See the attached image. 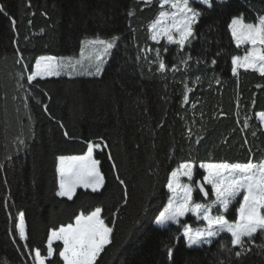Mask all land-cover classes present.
<instances>
[{
    "label": "trees",
    "instance_id": "1",
    "mask_svg": "<svg viewBox=\"0 0 264 264\" xmlns=\"http://www.w3.org/2000/svg\"><path fill=\"white\" fill-rule=\"evenodd\" d=\"M0 5L16 18L18 32L13 35L8 16L0 13V264H25L9 234L14 226L3 209L5 197L13 219L24 213L28 242L41 246L45 253L50 228L71 222L81 210L102 206V216L114 229L113 243L97 264H169V246L174 247L175 264H220L221 260L237 264L234 256L230 260L220 249L221 242L231 247L229 234L222 233L211 245L188 249L182 237L177 243L178 225L162 229L154 220L167 203V173L181 159L189 155L230 162H246L249 156L264 159V130L256 116L264 112V77L243 69L237 77L232 76L231 55L242 54L244 47L236 48L227 28L233 16L242 14L246 22H253L258 14H264V0H226L214 10H203L197 38L189 50L193 70L177 73L175 78L171 73L162 76L143 54L136 60L137 46L162 47L165 43L156 46L148 39L147 24L159 10L157 0L151 6L137 0H0ZM129 9L135 11L132 17L127 15ZM117 33L123 36L120 47L100 76L38 79L27 109L22 99H12L24 93L16 90V73L22 68L15 64L11 39L19 41L31 65L39 56H77L81 39ZM169 48L164 56L172 61L175 46ZM197 56L203 61L198 66ZM213 58L217 60L214 66ZM184 76H200L201 81L189 93V103L181 107ZM37 98L43 103L38 105ZM43 104L48 105L47 112ZM246 116L250 127L242 131ZM193 120L194 133L203 126L199 143L195 135L191 141L184 138ZM17 137L27 141V148L19 152ZM100 137L107 147L94 152V157L101 162L104 187L95 193L78 188L72 200L57 196L56 158L83 155L87 142H99ZM169 154L174 157L171 161ZM113 162L125 181L126 204L125 186L116 180ZM202 173L197 169L194 178L202 179ZM147 194L151 199H146ZM199 199L202 202V197ZM145 203L151 205L146 213ZM137 217L142 222L128 238ZM183 219L191 226L200 225L189 215ZM255 242L259 245L264 239L257 234ZM53 264H62L58 253ZM243 264H264V250L253 247Z\"/></svg>",
    "mask_w": 264,
    "mask_h": 264
},
{
    "label": "snow or ice",
    "instance_id": "2",
    "mask_svg": "<svg viewBox=\"0 0 264 264\" xmlns=\"http://www.w3.org/2000/svg\"><path fill=\"white\" fill-rule=\"evenodd\" d=\"M225 2L226 0H157L159 10L155 18L147 24L148 39L156 46L161 45V41L165 43L162 47L137 46L139 54L136 60L139 61L140 54H143V59L150 66L155 65L156 71L162 76L171 73L175 78L177 73L192 71L190 61L193 57L189 54V50L197 38V25L203 17V10H214L218 4ZM137 3L151 6L154 0H137ZM0 13L8 16L11 32L14 36L17 35L16 18L9 16L3 5H0ZM134 14V9H129L127 12L129 17ZM227 28L237 49L247 46L242 55H231L232 76L237 77L243 69L257 72L264 77V14H258L253 22H246L242 14L233 16ZM122 39L123 36L119 33L107 38H101L99 35L86 37L79 41V58L76 56H40L35 58L31 65L26 62L19 48V41L15 38L11 39V44L14 46L15 64L22 68V71L16 73V90L24 93L22 97L14 95L12 99H22L27 109L29 99L35 97L32 89L35 87L34 82L38 79L43 80L47 77L61 74L72 75L73 73L100 76L106 63L114 55V50L119 49ZM172 45L175 46V54L173 60L168 61L164 53H168L169 46ZM153 53L154 56L151 55ZM195 62L198 66L203 61L200 56H197ZM211 64L216 65L217 60L213 58ZM200 81V76L194 79L183 77L181 107L189 103V93ZM215 82L219 84L220 79L215 77ZM257 87L261 86L257 85ZM36 103L39 105L43 102L37 98ZM194 108L195 105H193ZM43 109L47 112L48 105L43 104ZM237 115H239L238 112ZM256 116L259 119L260 130H264V112H258ZM29 120H31V115H29ZM195 124V120L189 124L184 138L191 141L195 135L196 143H199L202 137L198 133L202 131L203 126L194 133ZM249 127V118L246 116L241 130L244 131ZM67 135L68 133L65 132V136ZM252 135L255 137L257 132L253 131ZM17 141V152L27 148L25 139L17 137ZM244 143H248L247 139ZM105 147L107 145L104 138L100 137L99 142L91 140L87 142V151L83 155L58 156L56 158L58 179L56 195L72 200L77 188L91 189L94 193L99 192L105 185V177L101 171V162L94 157V152L98 149L103 151ZM7 159H12V157H7ZM108 159L110 161L113 159L110 153ZM168 159L173 160V155L169 154ZM197 169L203 170L202 179L194 178ZM112 170L117 173L116 180L119 184L125 186L123 200L126 204L127 188L125 181L119 175V168L115 162L112 163ZM154 174L158 176V172ZM165 187L167 203L163 210L155 216L154 223L162 229L178 225L177 243L182 237L186 248L192 249L194 246L200 248L203 245H211L222 233L229 234L231 247L221 242L220 249L228 253L230 260L234 256L237 264H243L244 258L253 251V247L264 250V243L257 245L255 242L257 234L264 239V159L257 161L249 156L246 162H230L228 160H198L197 157L189 155L181 159L177 166L167 173ZM201 197L202 202L199 199ZM146 199H151V194H147ZM7 200L8 197H5L3 209L8 213L14 226V230L9 229V234L13 236L12 242L16 245V250L24 256L25 264L29 261L31 264H53L57 253L58 261L62 264H97L101 254L113 243L114 229L106 223V219L102 216V206H96L91 210H81L67 224L50 228L45 253L41 246H33L28 242L29 235L24 213L20 212L13 219ZM150 207L151 205L145 203L144 212L146 213ZM188 214H191L196 222H202V225L194 228L185 222L183 218ZM115 216L116 213H113V223H115ZM141 222V217L133 221L127 233L128 238H131L133 229H137ZM54 242L59 243L54 244ZM166 251L169 264H175L174 247L169 246ZM3 264H7V261ZM220 264H225V262L221 260Z\"/></svg>",
    "mask_w": 264,
    "mask_h": 264
},
{
    "label": "rangeland",
    "instance_id": "3",
    "mask_svg": "<svg viewBox=\"0 0 264 264\" xmlns=\"http://www.w3.org/2000/svg\"><path fill=\"white\" fill-rule=\"evenodd\" d=\"M246 47L247 46H244V50H246ZM244 52V51H243ZM243 54V53H242ZM241 54V55H242ZM46 56H49V55H46ZM79 56H80V53H78V55L76 56L77 58H79ZM40 57V56H39ZM61 75H64V76H94V75H87V74H76V73H73L72 75H68V74H61ZM53 77H57V76H53ZM258 118V117H257ZM259 120V119H258ZM96 151H100L99 149L98 150H96ZM95 151V152H96ZM71 156V155H70ZM78 189V188H77ZM83 189V188H82ZM87 190H90L91 191V189H87ZM237 206H238V204H237ZM163 210V209H162ZM189 216H191V214H188ZM192 217V216H191ZM193 219H194V223L196 222L195 221V218L193 217ZM196 223H200V225H202V222H196ZM154 225L155 226H157L155 223H154ZM200 225H196V226H192V227H198V226H200ZM158 227V226H157Z\"/></svg>",
    "mask_w": 264,
    "mask_h": 264
}]
</instances>
